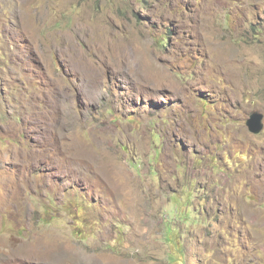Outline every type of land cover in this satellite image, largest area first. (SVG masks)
<instances>
[{"label": "rangeland", "instance_id": "1", "mask_svg": "<svg viewBox=\"0 0 264 264\" xmlns=\"http://www.w3.org/2000/svg\"><path fill=\"white\" fill-rule=\"evenodd\" d=\"M0 264H264V0H0Z\"/></svg>", "mask_w": 264, "mask_h": 264}, {"label": "water", "instance_id": "2", "mask_svg": "<svg viewBox=\"0 0 264 264\" xmlns=\"http://www.w3.org/2000/svg\"><path fill=\"white\" fill-rule=\"evenodd\" d=\"M262 119V114L252 113L246 120V127L251 134L257 135L263 130Z\"/></svg>", "mask_w": 264, "mask_h": 264}, {"label": "trees", "instance_id": "3", "mask_svg": "<svg viewBox=\"0 0 264 264\" xmlns=\"http://www.w3.org/2000/svg\"><path fill=\"white\" fill-rule=\"evenodd\" d=\"M162 45L168 46V40L163 41Z\"/></svg>", "mask_w": 264, "mask_h": 264}, {"label": "clouds", "instance_id": "4", "mask_svg": "<svg viewBox=\"0 0 264 264\" xmlns=\"http://www.w3.org/2000/svg\"><path fill=\"white\" fill-rule=\"evenodd\" d=\"M165 40H168V39H164L163 41H165ZM163 41H162V42H163ZM163 46H165V45H163ZM168 46H170L169 40H168Z\"/></svg>", "mask_w": 264, "mask_h": 264}]
</instances>
